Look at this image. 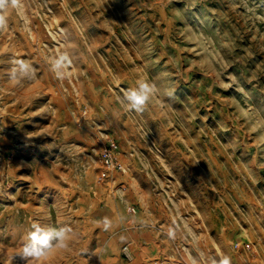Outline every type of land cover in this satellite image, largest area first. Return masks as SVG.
I'll use <instances>...</instances> for the list:
<instances>
[{"label":"rangeland","instance_id":"rangeland-1","mask_svg":"<svg viewBox=\"0 0 264 264\" xmlns=\"http://www.w3.org/2000/svg\"><path fill=\"white\" fill-rule=\"evenodd\" d=\"M0 18V264H27L34 224L72 233L31 264H264V0H3Z\"/></svg>","mask_w":264,"mask_h":264},{"label":"clouds","instance_id":"clouds-1","mask_svg":"<svg viewBox=\"0 0 264 264\" xmlns=\"http://www.w3.org/2000/svg\"><path fill=\"white\" fill-rule=\"evenodd\" d=\"M2 3L3 0H0V4ZM15 3L16 0H13V4ZM3 22V18H0V25ZM13 78H15V74H13ZM153 87V84L143 82L136 88L128 89L123 99L128 103L129 109L138 113L143 112ZM105 225L107 226V221H105ZM33 227L34 231L28 234V242L23 244L22 251L19 253L21 259L27 264H31L32 260H40L42 257H46L53 247L66 248L70 233H72V229L68 226L49 231H45L35 224Z\"/></svg>","mask_w":264,"mask_h":264},{"label":"built area","instance_id":"built-area-1","mask_svg":"<svg viewBox=\"0 0 264 264\" xmlns=\"http://www.w3.org/2000/svg\"><path fill=\"white\" fill-rule=\"evenodd\" d=\"M117 149L118 145L115 142H111L101 152V159L106 170L100 175V178L107 183L112 181V177L114 176L112 173L114 171H124V166L117 156ZM132 210L135 209L133 208ZM124 250L127 252L129 250L128 246H124Z\"/></svg>","mask_w":264,"mask_h":264}]
</instances>
